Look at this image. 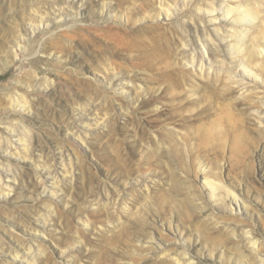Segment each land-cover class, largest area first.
<instances>
[{"label":"rangeland","instance_id":"1","mask_svg":"<svg viewBox=\"0 0 264 264\" xmlns=\"http://www.w3.org/2000/svg\"><path fill=\"white\" fill-rule=\"evenodd\" d=\"M0 264H264V0H0Z\"/></svg>","mask_w":264,"mask_h":264},{"label":"bare ground","instance_id":"2","mask_svg":"<svg viewBox=\"0 0 264 264\" xmlns=\"http://www.w3.org/2000/svg\"><path fill=\"white\" fill-rule=\"evenodd\" d=\"M247 13H249V12H247ZM245 18V17H244ZM212 186V185H211ZM217 186V185H216ZM219 186V185H218Z\"/></svg>","mask_w":264,"mask_h":264}]
</instances>
